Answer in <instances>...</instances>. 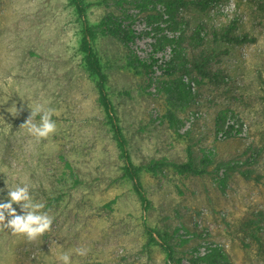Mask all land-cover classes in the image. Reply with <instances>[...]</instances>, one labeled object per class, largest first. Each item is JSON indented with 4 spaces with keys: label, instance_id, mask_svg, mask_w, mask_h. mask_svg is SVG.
Listing matches in <instances>:
<instances>
[{
    "label": "rangeland",
    "instance_id": "1",
    "mask_svg": "<svg viewBox=\"0 0 264 264\" xmlns=\"http://www.w3.org/2000/svg\"><path fill=\"white\" fill-rule=\"evenodd\" d=\"M230 2L214 0L205 12L177 9L190 28L203 23L206 39L198 47L186 40L182 48L181 38L193 30L171 23L162 0H81L82 9L74 0H0V202H7L6 180L27 183L34 202L45 205L41 211L54 217L35 241L0 231V264H62V253L71 264H206L198 257L213 247L222 252L216 264H264V0H234L235 11L225 12ZM110 12L133 15L126 19L137 32L130 48L141 59L151 55L159 66L178 60L177 51L195 59L205 49L213 67L227 73L218 86L196 71L179 73L193 98L175 112L176 130L161 69L145 75L128 63L121 41L100 32L91 39L115 120L142 169L145 200L124 173L81 47L84 26ZM233 22L236 34L254 40H221ZM36 104L54 109L57 124L39 143L20 128ZM222 110L227 116L217 129ZM251 146L263 148L257 158L245 154ZM190 149L200 172L174 166ZM161 159L168 162L151 168ZM78 247L89 249L87 256H78Z\"/></svg>",
    "mask_w": 264,
    "mask_h": 264
},
{
    "label": "trees",
    "instance_id": "2",
    "mask_svg": "<svg viewBox=\"0 0 264 264\" xmlns=\"http://www.w3.org/2000/svg\"><path fill=\"white\" fill-rule=\"evenodd\" d=\"M77 4V7L82 9V5L80 3L81 0H74ZM214 0H162L168 9L171 11L170 22L175 26L183 24L189 30H193L192 34L187 36V38L183 37L180 40V44L182 48L184 47V42L186 40H190V44H194V46L198 47L205 42V38L201 36V29L203 28V23L199 24L197 28H190V21L185 19H179L176 17L175 12L181 6L185 8H194L201 12H205L209 5ZM127 18H133V15H117L114 12H110L104 16V18L96 25H85L83 28L84 38L82 41V49L86 53L85 62L86 67L90 71L91 74L97 77V87L99 90V101L103 105L104 109L107 112L108 122L110 123L117 144L120 147L121 154L123 156L124 161V173L131 180L134 189L138 193V195L145 200V192L143 191V186L141 183L140 172L141 168L135 165L130 158L127 142L122 135V131L120 127L117 125L113 114V105L111 100L107 96L105 83H106V74L102 69V65L97 57V54L93 50L91 44V39L95 37V35L100 32L105 35H109L113 38L121 41L128 49V63L133 67L137 68L139 71L144 73L145 75L152 72L153 67L158 65L157 59L152 57L151 55L147 59H141L137 56L133 50L130 48V42L136 36V31L132 27L131 22H127ZM236 22L231 23L225 29V31L220 35V39L223 41L231 42L234 44H243L248 41H253L254 38H251L247 33L244 34H236ZM177 59L178 60H167L164 64H160L159 68L161 69V73L165 80H161V83H165V99L168 102V116L170 119V123L177 130L180 126L181 120L176 117L177 110H184L185 107L189 104V101L193 98V95L187 90L186 85L181 80L179 73L184 71L193 72L196 71L203 78H206L210 84L213 85H222L226 81L227 73L223 71V69H215L212 63V57L207 54L205 49H202V52L195 58L189 59L186 52L177 51ZM192 62V67L188 66V62ZM201 83V81H200ZM264 99V96H263ZM264 106V105H263ZM227 116V110H222L219 112L216 118L217 129H220L223 126V123ZM230 128H233V125L229 124ZM262 147L251 146L249 147L245 154L248 153L250 158H257L261 152ZM188 159L183 163H175L174 166L181 172H200L198 170V166L196 163V157L194 155V151L192 149L189 150ZM204 170L207 167L206 162H211L207 157H204ZM168 161L165 159L155 160L151 164V168H156V166H164ZM230 168V167H229ZM228 169V168H227ZM166 236H170L169 232L164 231ZM151 239L156 240L154 234H151ZM164 249L167 252L169 258H174V249L169 244L168 239H164L161 243ZM220 248L213 247L208 249V252L205 256H200L198 259L203 260L206 264H216L218 262L219 256H221Z\"/></svg>",
    "mask_w": 264,
    "mask_h": 264
},
{
    "label": "clouds",
    "instance_id": "3",
    "mask_svg": "<svg viewBox=\"0 0 264 264\" xmlns=\"http://www.w3.org/2000/svg\"><path fill=\"white\" fill-rule=\"evenodd\" d=\"M225 12L235 11L234 0L224 8ZM22 110V109H21ZM18 114V110H17ZM55 110L45 108L42 104H36L30 111L28 118L20 125V128L26 129L27 134L35 139L37 143L49 138L57 131V124L52 119ZM39 116V123H34L35 118ZM7 188V202H0V231L8 229L13 235L26 236L28 241H35L51 230L54 217L47 212L41 211L45 205L41 202H34L30 195V185L27 183L9 185L5 181ZM4 191L0 189V192ZM17 204L20 207V213L13 207ZM78 256H87L89 249L78 247L75 250ZM57 259L62 264H71L69 253L60 254Z\"/></svg>",
    "mask_w": 264,
    "mask_h": 264
},
{
    "label": "built area",
    "instance_id": "4",
    "mask_svg": "<svg viewBox=\"0 0 264 264\" xmlns=\"http://www.w3.org/2000/svg\"><path fill=\"white\" fill-rule=\"evenodd\" d=\"M167 60H171V59H165V60H163L160 64H164L165 61H167ZM157 67H159V66H156V68H157ZM183 80H184L185 82L188 81L186 78H184ZM228 127H230L229 124H228Z\"/></svg>",
    "mask_w": 264,
    "mask_h": 264
}]
</instances>
